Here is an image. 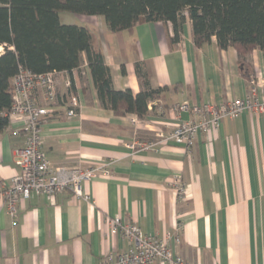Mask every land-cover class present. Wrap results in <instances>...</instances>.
Here are the masks:
<instances>
[{"label":"crops","instance_id":"obj_1","mask_svg":"<svg viewBox=\"0 0 264 264\" xmlns=\"http://www.w3.org/2000/svg\"><path fill=\"white\" fill-rule=\"evenodd\" d=\"M60 20L90 29L117 89H143L139 62L151 86L164 90L159 103H150L149 115L135 122V115L118 116L101 104L85 55L72 89L65 85L67 75L60 76L57 110L42 125L46 157L56 166L108 165L110 174L83 182L89 199L67 189L20 200L17 224L0 206V264H99L106 253L131 246L106 224L107 216L137 223L159 238L179 234L172 250L193 264H264V113L224 119L218 128L200 132L189 153L175 142L131 146L154 140L159 130L167 134L190 117L174 105L245 97L250 80L237 49L221 48L215 36L196 45L188 16L177 42L171 22L112 32L102 16L62 12ZM249 59L264 86L263 52L255 48ZM71 94L80 102L74 116L67 114ZM19 127L12 121L0 131V186L19 171ZM175 175L187 187L182 198L171 184Z\"/></svg>","mask_w":264,"mask_h":264},{"label":"trees","instance_id":"obj_2","mask_svg":"<svg viewBox=\"0 0 264 264\" xmlns=\"http://www.w3.org/2000/svg\"><path fill=\"white\" fill-rule=\"evenodd\" d=\"M62 12L102 16L112 32L144 22H171L174 42L188 16L195 44L200 46L215 36L221 48L234 46L248 80L254 77L250 53L259 48L264 55V0H0V46L4 47L0 53V131L9 123L5 113L13 103L12 79L20 68L34 73L67 72L72 78L85 55L98 99L118 116L133 114L143 120L150 113V103L162 96L164 89L151 86L139 62L136 72L143 89L138 93L117 89L111 67L92 44L90 29L62 23Z\"/></svg>","mask_w":264,"mask_h":264},{"label":"built area","instance_id":"obj_3","mask_svg":"<svg viewBox=\"0 0 264 264\" xmlns=\"http://www.w3.org/2000/svg\"><path fill=\"white\" fill-rule=\"evenodd\" d=\"M62 74L67 75L65 85L71 89L73 80L70 75L56 70L34 73L20 68L12 79L14 100L5 114L9 123L19 121L20 127L17 132L23 134L24 145L18 150V173L9 183L0 186V206L6 209L13 224H17L20 200H29L35 195H52L67 189H71L78 199H89V196L83 193V182L110 174L108 165L89 168L53 165L43 151L42 125L57 110L58 84ZM159 102L154 100V103ZM79 106V98L71 94L67 114L77 115ZM172 109L180 114L187 112L190 117L182 119L171 132L165 134L159 130L154 140L134 143L131 145L132 148L148 149L159 144L175 142L183 145L189 153L200 132L208 133L211 129L218 128L224 119H233L245 111L254 114L264 113V86L257 75L250 80V89L243 98L220 103L184 102L174 105ZM139 121L141 119L135 116V122ZM171 184L180 198L186 195L187 187L181 176L175 175ZM105 221L112 231L128 239L131 246L121 253H106L99 264H151L155 261L167 264H193L175 255L172 250V241L181 240L179 234L167 233L165 238H159L154 234L144 233L137 223L123 222L119 216H107Z\"/></svg>","mask_w":264,"mask_h":264},{"label":"rangeland","instance_id":"obj_4","mask_svg":"<svg viewBox=\"0 0 264 264\" xmlns=\"http://www.w3.org/2000/svg\"><path fill=\"white\" fill-rule=\"evenodd\" d=\"M4 50L3 46H0V53Z\"/></svg>","mask_w":264,"mask_h":264}]
</instances>
